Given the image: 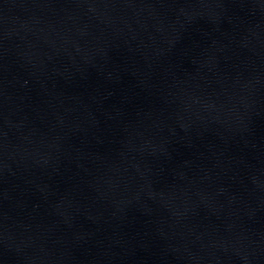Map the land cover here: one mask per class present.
I'll return each mask as SVG.
<instances>
[{"label":"water","instance_id":"95a60500","mask_svg":"<svg viewBox=\"0 0 264 264\" xmlns=\"http://www.w3.org/2000/svg\"><path fill=\"white\" fill-rule=\"evenodd\" d=\"M0 264H264V0H0Z\"/></svg>","mask_w":264,"mask_h":264}]
</instances>
